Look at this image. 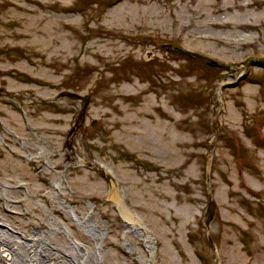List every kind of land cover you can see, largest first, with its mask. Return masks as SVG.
Instances as JSON below:
<instances>
[{"label": "rangeland", "instance_id": "1", "mask_svg": "<svg viewBox=\"0 0 264 264\" xmlns=\"http://www.w3.org/2000/svg\"><path fill=\"white\" fill-rule=\"evenodd\" d=\"M0 264H264V0H0Z\"/></svg>", "mask_w": 264, "mask_h": 264}, {"label": "water", "instance_id": "2", "mask_svg": "<svg viewBox=\"0 0 264 264\" xmlns=\"http://www.w3.org/2000/svg\"><path fill=\"white\" fill-rule=\"evenodd\" d=\"M87 96H85V97H83V100H84V102H86L87 101ZM95 123V121H93V124Z\"/></svg>", "mask_w": 264, "mask_h": 264}]
</instances>
